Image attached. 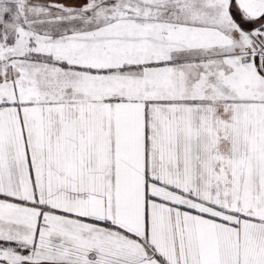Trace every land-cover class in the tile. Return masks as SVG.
Segmentation results:
<instances>
[{
	"label": "snow or ice",
	"instance_id": "snow-or-ice-1",
	"mask_svg": "<svg viewBox=\"0 0 264 264\" xmlns=\"http://www.w3.org/2000/svg\"><path fill=\"white\" fill-rule=\"evenodd\" d=\"M0 264H264V0H0Z\"/></svg>",
	"mask_w": 264,
	"mask_h": 264
}]
</instances>
